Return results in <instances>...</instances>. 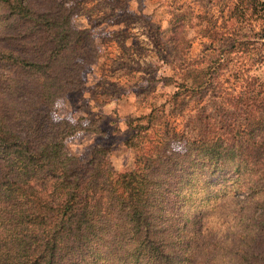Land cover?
I'll list each match as a JSON object with an SVG mask.
<instances>
[{"label": "trees", "instance_id": "trees-1", "mask_svg": "<svg viewBox=\"0 0 264 264\" xmlns=\"http://www.w3.org/2000/svg\"><path fill=\"white\" fill-rule=\"evenodd\" d=\"M70 2L0 0V264H197L210 242L202 206L226 194L237 202L245 193L264 223L259 142L199 134L182 152L165 153L162 140L148 136L153 113L146 125L126 120L123 144L136 153L127 174L100 148L85 161L64 152L65 138L98 132L93 120L46 117L57 97L82 84L81 64L64 57L87 61L96 46L88 29L71 27ZM179 26L170 23L172 33ZM209 69L185 65L171 103L209 90ZM233 253L237 264H264V249Z\"/></svg>", "mask_w": 264, "mask_h": 264}, {"label": "rangeland", "instance_id": "rangeland-1", "mask_svg": "<svg viewBox=\"0 0 264 264\" xmlns=\"http://www.w3.org/2000/svg\"><path fill=\"white\" fill-rule=\"evenodd\" d=\"M259 2L264 0H71V27L88 29L96 46L87 61L64 57L81 64L82 84L57 97L46 117L49 122L93 120L98 132L65 138L64 152L85 161L100 148L115 170L127 174L136 153L123 144L131 132L126 120L146 125V115L153 113L148 136L160 138L165 153L182 152L186 140L199 134L264 144V8ZM175 14H184L183 19L176 21ZM176 22L179 30L172 33L170 23ZM185 65L209 67L210 89L179 94L172 104L170 94ZM243 195L237 203L247 232L233 242L232 251L264 249V223L256 216L261 209L251 210ZM204 225L211 229L218 221L208 216Z\"/></svg>", "mask_w": 264, "mask_h": 264}, {"label": "clouds", "instance_id": "clouds-1", "mask_svg": "<svg viewBox=\"0 0 264 264\" xmlns=\"http://www.w3.org/2000/svg\"><path fill=\"white\" fill-rule=\"evenodd\" d=\"M204 196L203 191L196 194L197 199H202ZM201 211L202 226L208 216L216 217L218 226L207 232H204L202 227V234L209 237L210 242L203 247L197 264H237L232 251L233 242L243 239L247 232L242 206L226 194L204 204Z\"/></svg>", "mask_w": 264, "mask_h": 264}]
</instances>
